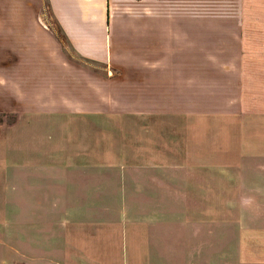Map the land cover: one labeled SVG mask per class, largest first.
Instances as JSON below:
<instances>
[{"label":"crops","instance_id":"1","mask_svg":"<svg viewBox=\"0 0 264 264\" xmlns=\"http://www.w3.org/2000/svg\"><path fill=\"white\" fill-rule=\"evenodd\" d=\"M231 2L0 0V264H264V11Z\"/></svg>","mask_w":264,"mask_h":264},{"label":"rangeland","instance_id":"2","mask_svg":"<svg viewBox=\"0 0 264 264\" xmlns=\"http://www.w3.org/2000/svg\"><path fill=\"white\" fill-rule=\"evenodd\" d=\"M229 1V0H228ZM236 1V0H235ZM247 1V0H246ZM249 1V0H248ZM256 1H258V3L255 5V3H253L252 5H253V9H250V10H254V11H264V0H256ZM248 3H244V6H243V10L245 9V8H249L248 7V5H247ZM238 7V5H236V8ZM226 8L227 9H229V10H235V4H234V0H232V2H231V4H229V3H226ZM200 37L201 36H199V37H196V44H197V46H196V48L199 46V45H201V44H203V43H205V44H211L210 42V37H206V36H202L203 38H202V40L203 41H201L200 40ZM199 38V39H198ZM234 39H235V41H234ZM241 39H243V42H242V45H245V40H244V37L242 36V35H240V36H238V37H236L235 35H233V34H229V35H225V37H224V40H226V41H223L224 43H227L228 44V46L229 47H233L234 45H235V47H236V44L239 42L240 43V41H241ZM238 40V41H237ZM237 41V42H236ZM199 44V45H198ZM230 54L231 53H229L228 54V58H233V56L234 55H231L230 56ZM197 58V57H196ZM90 119V118H89ZM92 119H93V121H94V117H92Z\"/></svg>","mask_w":264,"mask_h":264}]
</instances>
